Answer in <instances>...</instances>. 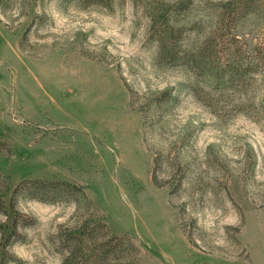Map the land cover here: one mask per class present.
<instances>
[{"label": "rangeland", "instance_id": "rangeland-1", "mask_svg": "<svg viewBox=\"0 0 264 264\" xmlns=\"http://www.w3.org/2000/svg\"><path fill=\"white\" fill-rule=\"evenodd\" d=\"M0 174L86 196L17 194L0 264L96 221L119 264H264V0H0Z\"/></svg>", "mask_w": 264, "mask_h": 264}, {"label": "trees", "instance_id": "trees-1", "mask_svg": "<svg viewBox=\"0 0 264 264\" xmlns=\"http://www.w3.org/2000/svg\"><path fill=\"white\" fill-rule=\"evenodd\" d=\"M4 186V187H3ZM7 188L6 181L0 174V207L4 215V221L0 223V232L5 236V231L8 234L16 233L20 225L18 223L19 214L13 208L15 197L19 193H26L30 198H35L41 201H49L51 198H73L77 201L80 198L84 199L83 189L80 185L63 180H48V179H27L19 182L7 200H4V189ZM79 194H81L79 196ZM100 221H96L93 228H89V223L86 222L83 226L75 231H70L65 234L70 237L74 244L72 245L64 261L68 264H119L114 258H109L108 255L103 256V251L106 246L112 251L117 241L116 237L102 238L97 235ZM7 229V230H6ZM62 239V238H60Z\"/></svg>", "mask_w": 264, "mask_h": 264}]
</instances>
